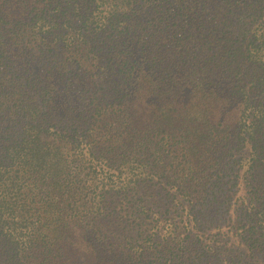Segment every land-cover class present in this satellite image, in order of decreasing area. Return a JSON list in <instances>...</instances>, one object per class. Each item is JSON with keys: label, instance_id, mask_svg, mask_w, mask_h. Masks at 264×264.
Segmentation results:
<instances>
[{"label": "trees", "instance_id": "16d2710c", "mask_svg": "<svg viewBox=\"0 0 264 264\" xmlns=\"http://www.w3.org/2000/svg\"><path fill=\"white\" fill-rule=\"evenodd\" d=\"M0 264H264V0H0Z\"/></svg>", "mask_w": 264, "mask_h": 264}, {"label": "rangeland", "instance_id": "374dc122", "mask_svg": "<svg viewBox=\"0 0 264 264\" xmlns=\"http://www.w3.org/2000/svg\"><path fill=\"white\" fill-rule=\"evenodd\" d=\"M218 255H220V254H218Z\"/></svg>", "mask_w": 264, "mask_h": 264}]
</instances>
